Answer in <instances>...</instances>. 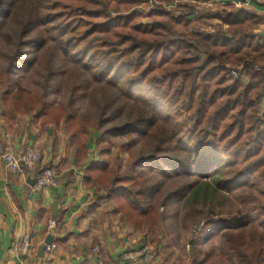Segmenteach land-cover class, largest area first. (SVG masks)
Instances as JSON below:
<instances>
[{
  "label": "trees",
  "instance_id": "trees-1",
  "mask_svg": "<svg viewBox=\"0 0 264 264\" xmlns=\"http://www.w3.org/2000/svg\"><path fill=\"white\" fill-rule=\"evenodd\" d=\"M157 1H175L174 7L188 11L174 17L165 9H152L144 24L135 10L140 0H0L1 37L8 15L27 7L31 17L24 26H42L53 43L50 56L59 51L69 63L60 70L68 82L66 104L53 105L47 95L12 78L2 91L0 73L2 118L14 124L29 115L42 126L63 120L72 135L78 134L76 147L85 156L87 127L93 123L74 110L75 100L96 92L107 95L110 105L116 102L125 109V120L112 132L149 142V155L140 159L149 173H193L211 178L215 189L228 193L249 189L241 197L244 208L235 214L184 217L185 223L201 219L204 228L222 233L219 247L204 251L192 264H264V204L258 201L264 192H251L264 177V35L255 32L264 16L225 2L221 13L198 11L202 18L219 20L210 33L195 29L188 18L194 14L192 4L210 0ZM44 44L41 35L28 41L37 48ZM240 63L246 79L230 78L226 64ZM133 171L122 180L93 161L85 168L84 181L106 187V197L118 202L114 213L138 230L153 231L151 242L157 244L159 217L149 200L151 186ZM211 188L202 182L197 191L204 195Z\"/></svg>",
  "mask_w": 264,
  "mask_h": 264
},
{
  "label": "rangeland",
  "instance_id": "rangeland-1",
  "mask_svg": "<svg viewBox=\"0 0 264 264\" xmlns=\"http://www.w3.org/2000/svg\"><path fill=\"white\" fill-rule=\"evenodd\" d=\"M150 1L159 2L157 0H140L135 7V10L142 15L140 21L144 24L148 23L146 15L152 9L158 8L156 4H154L155 7H147L146 5ZM220 1L223 0L213 2L214 5L209 7L202 5L208 1L191 3L195 9L193 10L194 14L188 15V18L195 29L210 33L216 31L215 25L220 23L219 20L202 18L198 13L207 12L208 9L221 13V4L223 3ZM162 2L168 4L172 2V6L165 10L174 17L188 11V9H182L181 6L174 7L173 1ZM179 2L190 4L189 0H179ZM30 17L27 15V7H23L17 14L8 15L1 26V31L5 34L4 37L0 36V73L4 77L2 91L8 84L7 80L12 78L26 89L36 90L47 95L53 105L66 104L69 100L68 82L60 70L67 69L69 63L59 51L50 56L48 49L52 47L53 43L42 26L38 28L24 26ZM223 27L226 29V26ZM256 29L255 32L262 35ZM38 35H41L45 40L44 46L40 48L29 46L28 41ZM226 68L230 78L241 76L242 79H246L244 73L241 74L242 63L226 64ZM254 68L258 70L259 66L255 65ZM106 97L96 92L91 97L75 100L74 110L93 123L87 127L90 133V138L87 139L92 153L90 155L93 160L106 165L114 176L122 180L131 178L134 169L147 178V182L151 186L149 200L154 204L159 217L155 226L159 241L157 244L152 243L155 236L153 231L138 230L123 219L119 213H114L113 208L118 205V202L114 198L106 197L108 192L106 187L92 185L96 191V197L99 198L98 203L104 207V212L107 211L105 213L114 225L123 228L126 233L135 237L140 245L147 246L153 252L154 259L158 260V264H192L194 260H200L204 251L219 247L222 233L212 226L204 228L205 225L203 221H200V218L196 222L187 221L185 223L184 217L187 214L203 217L211 213L212 219H216V217L235 214L244 208L241 197H247L249 189L228 193L215 189L211 178L200 177L193 173L184 172L178 176L149 173L147 167L140 161L141 158L149 155L151 150L149 142L137 135L129 137L116 135L112 132L113 127L120 125L125 120V109H118L116 102L110 105V100ZM104 102H107L108 106H104ZM26 116L31 119V116ZM50 128L56 131L60 146L64 151L72 153V143L76 145L78 134L72 135L63 120ZM79 141L81 142L83 139L79 138ZM202 182L212 186L210 190L207 189L204 192V195L197 191ZM259 189L264 192V177L259 180V186L251 192L258 195ZM194 191H197L198 195L196 198H191ZM258 201L264 204V197Z\"/></svg>",
  "mask_w": 264,
  "mask_h": 264
},
{
  "label": "crops",
  "instance_id": "crops-1",
  "mask_svg": "<svg viewBox=\"0 0 264 264\" xmlns=\"http://www.w3.org/2000/svg\"><path fill=\"white\" fill-rule=\"evenodd\" d=\"M237 5L264 16V0ZM256 31L264 35V23L258 24ZM2 117L0 105V139L4 145L15 153L34 145L42 152V165L55 166L60 175L56 186L35 190L27 181L32 176L13 174L0 163V264H158L156 258L150 263L121 258L124 251L139 247L140 242L113 224L98 203L94 187L84 181L85 168L95 161L88 143L85 156L74 143L69 154L60 146L52 125L34 123L26 115L9 124ZM49 219L58 223L52 231L46 228ZM25 233L31 246L21 254L15 249V241ZM48 235L52 243L39 255ZM95 247H99L98 252Z\"/></svg>",
  "mask_w": 264,
  "mask_h": 264
},
{
  "label": "built area",
  "instance_id": "built-area-1",
  "mask_svg": "<svg viewBox=\"0 0 264 264\" xmlns=\"http://www.w3.org/2000/svg\"><path fill=\"white\" fill-rule=\"evenodd\" d=\"M217 0H210L208 3H202V5L209 7L213 6ZM227 1H220V3H225ZM240 4L238 1H233ZM231 2V3H233ZM172 3V2H171ZM164 2L147 3V7H155L157 5L160 9H166L171 7L172 4ZM176 4V2H173ZM235 3V4H236ZM237 5V4H236ZM43 155L39 148L32 144L26 145L22 150L15 153L6 147L3 141L0 139V163L5 166V168L13 174H21L32 176L35 178L33 187L35 190H40L43 188L56 186L59 178V170L55 166H43L42 165ZM58 227V223L55 219H49L46 224L48 231H52ZM51 245V244H49ZM46 247L49 248L50 246ZM30 236L25 233L19 236L15 241V249L18 253L26 254L30 249ZM95 252L99 251V247L94 248ZM139 257V258H138ZM123 260H141L145 263H150L154 260L153 252L145 245H140L133 250H126L121 254Z\"/></svg>",
  "mask_w": 264,
  "mask_h": 264
},
{
  "label": "water",
  "instance_id": "water-1",
  "mask_svg": "<svg viewBox=\"0 0 264 264\" xmlns=\"http://www.w3.org/2000/svg\"><path fill=\"white\" fill-rule=\"evenodd\" d=\"M236 1H238L239 3H244V2H246V0H236ZM34 180H35V178H34V177H31V178H28L27 181H28L29 183L33 184V183H34ZM51 243H52V236H51V235H48V236L46 237V239L44 240V245H42V246L39 248V250H38V254H39V255H42L43 252H44V250H45L46 245H49V244H51Z\"/></svg>",
  "mask_w": 264,
  "mask_h": 264
}]
</instances>
